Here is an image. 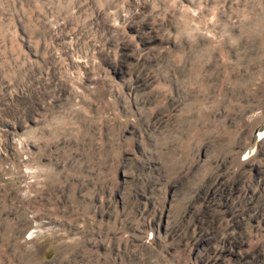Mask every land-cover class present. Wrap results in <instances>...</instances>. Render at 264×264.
I'll use <instances>...</instances> for the list:
<instances>
[{"label": "rangeland", "instance_id": "374dc122", "mask_svg": "<svg viewBox=\"0 0 264 264\" xmlns=\"http://www.w3.org/2000/svg\"><path fill=\"white\" fill-rule=\"evenodd\" d=\"M0 264H264V0H0Z\"/></svg>", "mask_w": 264, "mask_h": 264}]
</instances>
